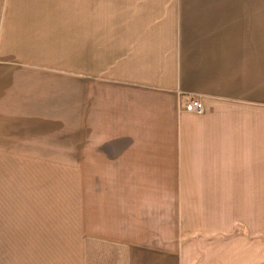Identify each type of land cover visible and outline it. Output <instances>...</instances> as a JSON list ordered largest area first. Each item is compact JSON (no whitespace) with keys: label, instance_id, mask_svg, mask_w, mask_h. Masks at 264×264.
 <instances>
[{"label":"crops","instance_id":"1","mask_svg":"<svg viewBox=\"0 0 264 264\" xmlns=\"http://www.w3.org/2000/svg\"><path fill=\"white\" fill-rule=\"evenodd\" d=\"M6 1L0 163L76 162L77 132L83 137L93 180L84 264L246 261L253 239L236 231L237 174H264V0H171L170 39L152 43L140 33L112 58L90 45L83 73L61 89V110L55 95L44 96L47 85L27 79L53 73L13 64L4 52ZM191 100L201 101L199 113L185 110ZM60 132H68V154ZM20 175L40 181L17 186L14 174H0V264H45L46 243L71 242V220L62 224L68 233L56 234L60 222L45 223V211L70 216L71 206L56 202L41 174ZM73 253L67 264H76Z\"/></svg>","mask_w":264,"mask_h":264},{"label":"rangeland","instance_id":"2","mask_svg":"<svg viewBox=\"0 0 264 264\" xmlns=\"http://www.w3.org/2000/svg\"><path fill=\"white\" fill-rule=\"evenodd\" d=\"M174 4L171 0H7L2 6L6 11L3 14V26L5 25L6 30L4 52L13 64L24 63L26 67L55 74L46 75L55 76L50 81L41 76L27 79L33 81L39 90L47 85L43 90L47 94L51 91V94L44 96L55 95L52 103L61 110L60 100H64L60 98L63 96L61 89L67 88L71 74L76 72L79 76V73H83L84 53L86 49H90V45L94 52L107 50L103 51L104 56L112 58L124 44L140 33L145 32L142 35L145 41L165 43L170 39ZM249 4L237 3L241 6ZM60 133V152L68 154L72 145L65 146L63 136L68 132ZM76 143V162L62 161L54 166L0 163V174H14L13 185L23 183L28 186L33 181L34 186L40 179H22L20 174H41L45 187L54 188V198L60 197V202L56 199L57 203L67 204L69 201L70 216L68 211L64 212L62 209L56 212L45 211V223L60 222L61 227L56 234L68 233L69 229L71 231V242L66 240L45 244V264H51L52 260L56 264L58 260L61 264H67L69 251L71 256L76 252V264H84L85 191L88 177L90 187L93 180L92 174H85L83 137L81 139L78 132ZM0 184L3 185L4 180H0ZM237 189L243 195L238 194L236 231L238 235L244 234L253 239L252 242L245 243L246 252L250 253L249 256L246 254V261L242 255H238L237 264H264V174H237ZM68 220H71L69 229L62 226ZM53 251L58 257L52 256ZM63 256L65 257L62 258Z\"/></svg>","mask_w":264,"mask_h":264},{"label":"built area","instance_id":"3","mask_svg":"<svg viewBox=\"0 0 264 264\" xmlns=\"http://www.w3.org/2000/svg\"><path fill=\"white\" fill-rule=\"evenodd\" d=\"M202 109V103L200 100H191L185 106V110L188 112L199 113Z\"/></svg>","mask_w":264,"mask_h":264}]
</instances>
